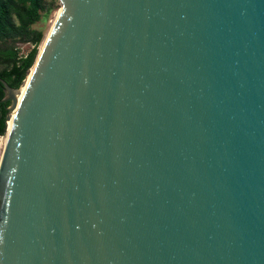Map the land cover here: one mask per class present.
<instances>
[{
    "label": "water",
    "instance_id": "1",
    "mask_svg": "<svg viewBox=\"0 0 264 264\" xmlns=\"http://www.w3.org/2000/svg\"><path fill=\"white\" fill-rule=\"evenodd\" d=\"M58 1L0 78V264H264V0Z\"/></svg>",
    "mask_w": 264,
    "mask_h": 264
},
{
    "label": "trees",
    "instance_id": "2",
    "mask_svg": "<svg viewBox=\"0 0 264 264\" xmlns=\"http://www.w3.org/2000/svg\"><path fill=\"white\" fill-rule=\"evenodd\" d=\"M50 12L43 0H0V42L22 40L30 42L32 48L26 55H19L13 45L0 48V78L11 87L19 88L34 63L42 32L31 26ZM3 87L0 82V99ZM9 102L0 101V136L5 134L6 113Z\"/></svg>",
    "mask_w": 264,
    "mask_h": 264
},
{
    "label": "rangeland",
    "instance_id": "3",
    "mask_svg": "<svg viewBox=\"0 0 264 264\" xmlns=\"http://www.w3.org/2000/svg\"><path fill=\"white\" fill-rule=\"evenodd\" d=\"M43 3L47 6H49L50 12L47 14V16L41 17V19L39 21L35 22L31 26L33 29H36V30H39L42 32V39L37 46V53L39 52L41 45H42V43H43L51 25H52V22H53L56 14H57V11L60 7L58 0H43ZM9 45H13L15 48H17L18 54L21 56L26 55L27 52H29L30 49L33 47L30 42H24L22 40H15L13 42L12 41L0 42V48H4V47L9 46ZM1 68H3V66L0 64V69ZM3 135H5V134H3ZM2 136H0V139ZM0 156H1V149H0Z\"/></svg>",
    "mask_w": 264,
    "mask_h": 264
},
{
    "label": "bare ground",
    "instance_id": "4",
    "mask_svg": "<svg viewBox=\"0 0 264 264\" xmlns=\"http://www.w3.org/2000/svg\"><path fill=\"white\" fill-rule=\"evenodd\" d=\"M44 42V41H43ZM43 44V43H42ZM42 47V45H41ZM41 49V48H40ZM32 71V67L29 69V72L27 73V77L25 78V81H24V84L20 87V92L22 93L24 88H25V84L27 83L28 79H29V76H30V73ZM20 97V95H19ZM11 124V120L7 121V125L8 127L10 126ZM5 139H6V133L5 135H3L0 139V149H1V152H2V149H3V146H4V143H5Z\"/></svg>",
    "mask_w": 264,
    "mask_h": 264
}]
</instances>
